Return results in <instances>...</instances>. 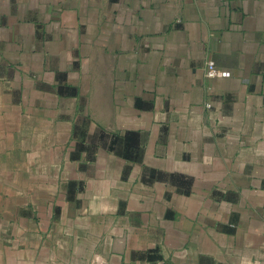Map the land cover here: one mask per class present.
Wrapping results in <instances>:
<instances>
[{"label": "crops", "instance_id": "obj_1", "mask_svg": "<svg viewBox=\"0 0 264 264\" xmlns=\"http://www.w3.org/2000/svg\"><path fill=\"white\" fill-rule=\"evenodd\" d=\"M0 264H264V0H0Z\"/></svg>", "mask_w": 264, "mask_h": 264}, {"label": "built area", "instance_id": "obj_2", "mask_svg": "<svg viewBox=\"0 0 264 264\" xmlns=\"http://www.w3.org/2000/svg\"><path fill=\"white\" fill-rule=\"evenodd\" d=\"M205 73L209 79L220 78L224 76V72L217 67L214 61L207 62Z\"/></svg>", "mask_w": 264, "mask_h": 264}]
</instances>
